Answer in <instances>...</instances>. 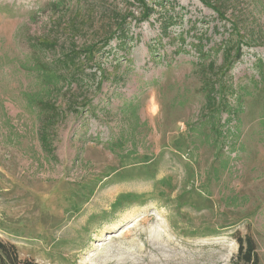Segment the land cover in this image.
Listing matches in <instances>:
<instances>
[{
  "label": "rangeland",
  "instance_id": "374dc122",
  "mask_svg": "<svg viewBox=\"0 0 264 264\" xmlns=\"http://www.w3.org/2000/svg\"><path fill=\"white\" fill-rule=\"evenodd\" d=\"M144 3L147 19L139 0H0V239L38 264H230L235 234H247L264 264L260 106L244 97L224 170L216 134L197 123L213 71L234 86L259 78L264 0ZM223 40L240 46L228 71ZM37 42L54 47L35 54ZM91 43L85 71L47 95L32 60Z\"/></svg>",
  "mask_w": 264,
  "mask_h": 264
},
{
  "label": "trees",
  "instance_id": "16d2710c",
  "mask_svg": "<svg viewBox=\"0 0 264 264\" xmlns=\"http://www.w3.org/2000/svg\"><path fill=\"white\" fill-rule=\"evenodd\" d=\"M153 2V4H162L163 2H169L171 0H150ZM202 2L204 0H201ZM141 2V5L143 4L144 10H143V16L141 19H147L150 14L154 11V9L151 6H145L144 0H139ZM60 5V4H59ZM57 5V7L59 6ZM214 12L217 14L218 17L224 18V14H222L221 11H219L216 8H213ZM140 19V20H141ZM173 23L172 18L170 17L169 20H166L164 24V29L166 30L169 25ZM238 34V32H236ZM232 36V34H230ZM241 39V36H237ZM203 40L202 37L198 38L197 43H195L194 47L198 50V54L202 57H208L209 50H203L201 47V41ZM109 41V38L105 39L103 42H101V45L98 49L102 50L104 46L107 45ZM229 41V40H228ZM227 40H223L222 46L217 47V50H227L226 53H223L225 58V65L221 66V70L228 71L232 64L234 59H238L240 57V46H233L232 44H229V46L225 49ZM240 43V42H238ZM44 47H54L51 46L49 43L44 42H37L35 45H33L32 50L37 54V51L42 46ZM95 44L91 43L88 45H84L81 48L75 49L72 48L69 52L62 54L58 57L56 62H42L41 60L37 59L35 57L34 60H32V67L33 71L36 72L37 79L44 84L46 89H43V91H46L45 93L47 95H50V92L52 91L53 87L56 88L58 85L64 83L71 82L74 80V74L83 73L85 70V66L82 65L84 63V59L91 60L93 55L95 54ZM213 50V48H211ZM233 51V52H231ZM90 62V61H89ZM255 68H258V75L259 78H255L253 75L249 76L245 79V82L238 84L236 86L232 85V83H225L224 76H222L220 73L215 74L216 72L213 71L214 75H209L206 77V83L204 85L205 91H206V107L207 110L205 111V114L201 116L199 121L197 122L199 126H205L210 125V128L212 129V133L216 134V142L218 141L219 146V156H222V159H220L219 165L222 168V170L227 169L229 167V163L231 158L224 154V140L228 138L229 135H232L231 129V122H236L239 124L238 114L242 111L243 108V102L244 97L249 96L252 97L257 101V103L260 106V113H259V125L261 129H264V66L261 62V60L256 59L254 63ZM208 67L212 70L213 65L209 64ZM61 69V70H60ZM224 73V72H223ZM70 76L68 78L67 76ZM73 76V77H71ZM49 85H57L53 86L52 88H48ZM253 85V90H250V86ZM57 89V88H56ZM229 89L235 90V92L228 93L227 91ZM232 94V95H231ZM34 95V94H33ZM234 97V102H230V97ZM30 103H37L39 106H41V109L44 111H50L56 113V110L54 106L48 102L44 101L41 98H37L30 95ZM233 106V107H232ZM225 112L226 117L221 120V114ZM135 115V110L133 111ZM52 121H49L48 123H51ZM230 124V125H228ZM230 126V127H228ZM226 127V129H225ZM192 130H194V126L190 127ZM229 128V129H228ZM238 127L236 126L235 132H237ZM227 130V131H226ZM234 132V133H235ZM203 135V133H200ZM219 139L220 142H219ZM41 140L44 144V146L49 147L47 136L43 135L41 136ZM215 142V141H214ZM116 143V142H115ZM120 144V143H119ZM118 144V145H119ZM48 145V146H47ZM113 145V144H112ZM121 145V144H120ZM178 148V147H177ZM181 149V148H179ZM229 149V148H228ZM224 157V158H223ZM219 172L218 168H213V173L217 174ZM170 178L167 177L164 180H159L163 184L162 188L159 189V193L164 194L165 188L169 189L170 191L173 190V186L170 184ZM166 182V183H165ZM193 183V182H191ZM182 193L179 194L181 196ZM126 197V196H125ZM122 199H124V195H120L119 198L113 202L114 209L121 203ZM187 201V200H186ZM191 203V202H188ZM235 241L237 242V252L232 257L230 264H257L258 263V255L256 253V244L252 236L250 235H239L235 234ZM0 264H38L34 259L32 258H22L19 255L18 249L10 241H4L0 239Z\"/></svg>",
  "mask_w": 264,
  "mask_h": 264
},
{
  "label": "built area",
  "instance_id": "2783aa9c",
  "mask_svg": "<svg viewBox=\"0 0 264 264\" xmlns=\"http://www.w3.org/2000/svg\"><path fill=\"white\" fill-rule=\"evenodd\" d=\"M232 123H233V121H232ZM225 148H226L225 150H228V146H225Z\"/></svg>",
  "mask_w": 264,
  "mask_h": 264
}]
</instances>
